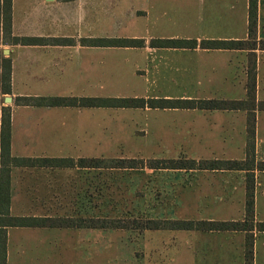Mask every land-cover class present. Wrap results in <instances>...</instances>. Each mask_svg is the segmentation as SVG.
<instances>
[{"label": "crops", "instance_id": "crops-1", "mask_svg": "<svg viewBox=\"0 0 264 264\" xmlns=\"http://www.w3.org/2000/svg\"><path fill=\"white\" fill-rule=\"evenodd\" d=\"M11 15L12 37L41 39L0 43V51L10 62V92L5 100L7 96L10 98L7 107L11 155L74 162L70 167L60 168H13L11 214L72 219L76 217L69 214L70 210L76 209L85 211L86 215H82L81 227L7 229V264H95L96 256L106 255L105 250L95 251L96 237H110L112 230L86 224L94 220L96 180L101 179L103 184L110 175L106 171L111 168H94L84 163L80 167L75 163L106 158L91 153L96 133L90 113L95 109L128 108L34 107L22 105L18 100L34 96L94 99L98 97L93 95L95 90L106 89L111 82L119 81L127 73L129 63L133 64L130 65L132 76L152 81L153 85L161 82L162 87L164 82L165 85L169 82V89H161L155 96L166 100L248 101L247 82L249 76L254 78L255 97L245 108L160 109L180 113L182 119L153 127L157 144L167 139L169 144L188 146L191 152L167 160L245 161V149L251 143L254 162H249L247 170L190 167L130 170L137 171L135 176L141 177L136 189L143 188L142 176H152V191L158 193L152 199L154 208L169 209L167 203L180 204L184 210H205L206 214L199 218L186 217L184 221L216 222L243 221L246 175L252 173L255 179L253 264H264V231L257 229L264 223V170L257 167L264 164V50L189 49L149 44L155 39L198 43L245 41L248 0H12ZM99 17L117 18L130 30L131 25H137L139 32L146 30L135 21L141 17L153 30L164 31L167 26L178 24L190 31L197 30L200 35L195 39L187 34L153 38L154 34L144 37L133 32L122 39H142V47L94 46L84 40L106 39L109 35L94 34V18ZM257 20V39L264 41V0H258ZM99 82L101 86L97 87ZM56 116L75 122L68 127L44 120ZM86 118H91V122ZM248 122L253 124L252 137H248ZM100 131L98 135L107 139H119L120 132H106L104 127ZM142 237L151 241L162 238L163 249L146 244L136 264H245L246 233L241 230H145Z\"/></svg>", "mask_w": 264, "mask_h": 264}, {"label": "trees", "instance_id": "trees-1", "mask_svg": "<svg viewBox=\"0 0 264 264\" xmlns=\"http://www.w3.org/2000/svg\"><path fill=\"white\" fill-rule=\"evenodd\" d=\"M12 0H0V43L4 44L10 40L13 44L41 41V39H27L12 37ZM258 0H248V27L247 40L224 41V40H173L155 39L150 41L151 47H172L195 49H230V50H264V41L257 39L258 22ZM94 46L110 47H142L144 41L141 39H88L84 40ZM11 43V44H12ZM10 62L0 51V96L10 92ZM254 78L249 76L247 82L248 101H223V100H166V99H84L64 97H29L20 98L22 105L34 107H111L128 109H199V110H237L245 108L249 101L255 97ZM10 110L1 106L0 103V264L6 261V234L9 228H71L81 227L83 224L71 219L49 218V217H21L14 216L10 211L11 171L13 168H57L70 167L74 164L71 160H55L46 158H16L11 155L10 149ZM248 137L253 136V124L248 122ZM251 143L247 144L245 161H194V160H136L118 159L111 160L110 164H102L103 160H78L75 164L82 167L88 164L94 168H149V169H181L190 167L194 169H225V170H247L248 164L254 162V151ZM258 169L264 170V164L258 165ZM254 176L252 173L246 175V198L245 214L243 221L216 222V221H185L177 222L160 220H147L138 224L133 221L132 226L141 230H199V231H243L246 233L245 242V264H253V234L254 228ZM96 229H130L129 225L122 222L94 219L86 224ZM259 230L264 231V223L259 224Z\"/></svg>", "mask_w": 264, "mask_h": 264}, {"label": "rangeland", "instance_id": "rangeland-1", "mask_svg": "<svg viewBox=\"0 0 264 264\" xmlns=\"http://www.w3.org/2000/svg\"><path fill=\"white\" fill-rule=\"evenodd\" d=\"M94 34L102 35L108 33V38L106 39H122L127 35L137 33L138 35H143L148 37L154 34L155 37L159 38L157 35H164L162 37H168L170 35H189L191 39H195L196 35H200L195 31H190L185 28L179 27L178 24H171L167 26L168 29L162 31L153 30L146 22V20L135 19L138 24L145 26L146 30L139 32L140 28L137 25H131V30L129 26L117 18L114 20L104 17L94 18ZM143 33V34H141ZM11 44L10 40H6L4 45ZM4 57H6L4 55ZM129 63L126 70L127 73L121 77L119 81H113L110 83L108 88L96 89V98H111L118 96L120 98H156L161 99L162 96L155 97L159 95L161 89H169V82H164V87H162L161 82L146 81L145 79L132 76L130 74ZM100 82L97 87H100ZM165 92V91H164ZM176 93L175 91H172ZM8 97V96H7ZM56 97V96H55ZM176 99V98H169ZM1 106L7 107L9 103L5 101V95L0 96ZM53 112V111H48ZM92 119L95 122V133H96V143L93 146L94 157L104 156L103 164H110L111 160L118 159H145V160H159V159H174L180 154H189L190 150L188 146L183 144H169L167 139L164 142H158L153 139L155 124L162 123L168 124L175 122L178 119H182L180 113L163 111V110H143V109H95ZM49 116V115H48ZM94 116V117H93ZM90 120L91 118H86ZM46 122L56 124V126H72L75 122L74 120L67 118L51 117L45 118ZM119 126L121 129H117ZM100 127L106 128V132L115 133L120 132L117 136L119 139H107L104 135H98L100 133ZM118 141V142H116ZM156 143V144H155ZM54 148L57 149L55 146ZM71 149V146H64V149ZM63 149V151H64ZM51 151V149H48ZM38 151V150H37ZM191 158L190 156H188ZM117 168L110 169L106 171L110 173L109 177L104 180L102 184L101 179L96 180V192H95V208L93 209L94 219H107L122 222V224L129 225L130 229H111V236L105 235L104 238L96 237L95 251L105 250L106 255L96 256L95 264H136L137 258L140 256V251L142 247L155 245V248L163 249V244L161 239L154 238L153 241L150 238L142 237V232L145 230L137 229L132 226L133 221H138V224L144 223L147 220H160L166 221V223L177 221L185 222L184 220L188 217L199 218L205 216V210L190 209L184 210L180 204L167 203L171 208L161 209L154 208V203L152 199L158 197V193L153 192L151 188V175L142 176L141 184L143 188L138 187L136 189V183H140V176H135V170H116ZM138 173V172H137ZM143 174V173H142ZM101 181V182H98ZM143 189V191H142ZM103 190V191H102ZM78 212V213H77ZM13 213H16L13 211ZM71 213H73L71 215ZM72 217L71 220H75L78 223H82V215H86L82 210L71 209L69 213ZM14 215V214H13ZM90 216V210H89ZM187 217V218H186ZM195 222V221H193ZM147 231V230H146ZM150 231V230H148ZM167 242V238H163ZM160 241V242H159ZM147 244V245H146ZM146 245V246H145ZM166 259V258H162Z\"/></svg>", "mask_w": 264, "mask_h": 264}, {"label": "water", "instance_id": "water-1", "mask_svg": "<svg viewBox=\"0 0 264 264\" xmlns=\"http://www.w3.org/2000/svg\"><path fill=\"white\" fill-rule=\"evenodd\" d=\"M4 54H6V51H4ZM6 102H10V98L7 97V99L5 100Z\"/></svg>", "mask_w": 264, "mask_h": 264}]
</instances>
